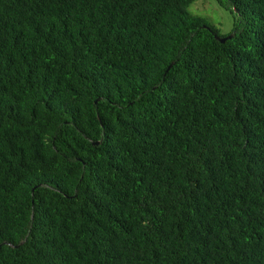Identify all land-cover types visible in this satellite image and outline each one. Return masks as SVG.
I'll return each instance as SVG.
<instances>
[{
  "label": "trees",
  "instance_id": "trees-1",
  "mask_svg": "<svg viewBox=\"0 0 264 264\" xmlns=\"http://www.w3.org/2000/svg\"><path fill=\"white\" fill-rule=\"evenodd\" d=\"M196 1L0 0V264H264V0Z\"/></svg>",
  "mask_w": 264,
  "mask_h": 264
},
{
  "label": "rangeland",
  "instance_id": "rangeland-1",
  "mask_svg": "<svg viewBox=\"0 0 264 264\" xmlns=\"http://www.w3.org/2000/svg\"><path fill=\"white\" fill-rule=\"evenodd\" d=\"M189 13L219 29L223 36L232 32L233 16L220 8L215 0H197L189 7Z\"/></svg>",
  "mask_w": 264,
  "mask_h": 264
},
{
  "label": "water",
  "instance_id": "water-1",
  "mask_svg": "<svg viewBox=\"0 0 264 264\" xmlns=\"http://www.w3.org/2000/svg\"><path fill=\"white\" fill-rule=\"evenodd\" d=\"M233 36L231 35L230 37H229V39H231ZM217 40H220V39H218L217 38ZM221 41V43H225V40H220ZM100 144V143H99Z\"/></svg>",
  "mask_w": 264,
  "mask_h": 264
}]
</instances>
